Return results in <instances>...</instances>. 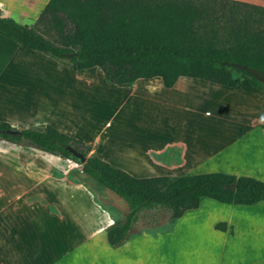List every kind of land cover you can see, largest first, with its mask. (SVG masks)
<instances>
[{
	"label": "crops",
	"instance_id": "obj_1",
	"mask_svg": "<svg viewBox=\"0 0 264 264\" xmlns=\"http://www.w3.org/2000/svg\"><path fill=\"white\" fill-rule=\"evenodd\" d=\"M238 1L264 6L263 0ZM46 2L0 0V15L30 25ZM99 71L73 70L67 59L0 34V97H8L0 101V121L18 129L49 124L133 177L224 172L264 182L263 91L244 80L225 86L187 76L171 87L159 77L116 85ZM68 73L71 92L102 91L111 103L90 108L96 121L87 138L78 133L83 117L68 114L66 96L64 103L60 99L68 92ZM17 80L36 84L10 93ZM6 101L12 103L5 107ZM45 102L53 107L46 115L38 109ZM206 107L212 115L202 111ZM130 108L126 120L117 118ZM224 116L232 123H220ZM22 155L0 152V264H166L167 255L176 264L174 257L204 250L219 254L218 264H264V201L234 204L202 196L169 230L131 233L132 225L127 238L112 247L104 236L112 217L90 191L66 180L61 170L52 174L33 153Z\"/></svg>",
	"mask_w": 264,
	"mask_h": 264
},
{
	"label": "trees",
	"instance_id": "obj_2",
	"mask_svg": "<svg viewBox=\"0 0 264 264\" xmlns=\"http://www.w3.org/2000/svg\"><path fill=\"white\" fill-rule=\"evenodd\" d=\"M0 34L67 59L73 70L97 67L106 82L116 85L159 77L164 87H171L178 77L187 76L225 86L244 80L264 92L262 82L231 65L264 72V6L244 1L47 0L30 26L0 15ZM11 128L0 121V139L24 141L76 163L65 146L82 153L80 175L123 200L125 215L112 218L104 230L112 247L127 238L137 215L152 206L167 208L173 221L196 208L202 196L234 204L264 201V182L253 177L224 172L133 177L90 152V144L49 124L19 129L18 136L4 132Z\"/></svg>",
	"mask_w": 264,
	"mask_h": 264
},
{
	"label": "rangeland",
	"instance_id": "obj_3",
	"mask_svg": "<svg viewBox=\"0 0 264 264\" xmlns=\"http://www.w3.org/2000/svg\"><path fill=\"white\" fill-rule=\"evenodd\" d=\"M264 2V0L262 1ZM13 19V18H12ZM26 22V20H23ZM17 22V21H16ZM19 23V22H18ZM31 25V24H30ZM29 25V26H30ZM95 69V68H92ZM93 73L95 71H92ZM100 72V71H99ZM96 73V72H95ZM70 73L67 74V83H68V92L62 93L60 99L64 103V96H66V104L68 105V114L73 115L75 117H83V125L81 128H79L78 133L80 135H83L84 138H87V135H89L90 128L94 127L96 120H93V115H96L95 113H90V108L95 107L96 104L105 107L111 103L108 102L109 97L105 94V92L99 91L98 93H93V91H89L86 89V87L83 90V94H80L77 91H70V82L71 80ZM233 76H240L238 72H233ZM12 89L10 90V93H15L16 88H25V85H35L33 82H27V81H13L11 82ZM53 85V82H52ZM38 88V87H37ZM92 92V93H91ZM229 98V97H227ZM2 99H8V97H0V101ZM9 103L6 101L5 103H2L6 107V105H9ZM53 105V104H52ZM39 111L40 113L45 112V115L48 113L53 112V107L48 105L46 102L39 104ZM71 108V110H70ZM74 108L79 109L77 112H74ZM108 108V106L106 107ZM150 109V108H149ZM207 110L208 113L212 115L213 111L211 107H206L202 111ZM131 111L133 110L130 108V110H126L123 112H119V116L117 117L119 120L123 121L127 118L124 117L125 114L131 115ZM207 113V114H208ZM43 115V114H42ZM192 116L200 118L199 113L193 112ZM209 118L212 116L204 115L202 114L201 117ZM67 120H70V123H75V119L68 117ZM93 120V121H91ZM220 123L229 125L232 122H230L229 118L227 116L222 117L221 119H218ZM0 152H13L18 153L20 156H23L22 153H30L34 154V158L36 159V163L41 164L44 163L46 165H50L51 173L54 174L55 170H61L64 172L63 177L71 182L80 183L83 186H85L90 193L92 194V197L94 201H96L100 207L103 209H106L109 211L110 216L113 219H122L125 215L127 208L125 203L121 198L116 196L111 191L103 188L101 185H99L97 182L92 180L91 178L81 176L80 174V164L73 162L71 159H67L64 157H60L58 155H51L46 152H42L34 147L27 146L24 141H21L19 143H13L10 141H6L3 139H0ZM90 153V152H89ZM88 153V154H89ZM87 154V155H88ZM49 167V166H48ZM54 171V172H53ZM172 220L170 219L169 210L165 207H158V206H152L149 208H146L145 210L141 211L136 218V222L133 224V228L131 230V233H138L142 231H147L148 233H155L156 231H167L170 228ZM218 255L211 253L207 250L202 251V254L199 256L191 255L190 253L187 254H180L173 258L176 264H204L208 262H213L214 264H218ZM166 264H170L171 262V256L167 255L165 259H163ZM170 261V262H169ZM150 264V263H148Z\"/></svg>",
	"mask_w": 264,
	"mask_h": 264
},
{
	"label": "water",
	"instance_id": "obj_4",
	"mask_svg": "<svg viewBox=\"0 0 264 264\" xmlns=\"http://www.w3.org/2000/svg\"><path fill=\"white\" fill-rule=\"evenodd\" d=\"M233 66H236L238 68L244 69L248 74L252 75L253 77H255L258 81L262 82L264 84V72H262L259 69L256 68H252V67H247L245 65H239V64H231ZM5 133L9 134V135H13V136H18L20 135V130L18 128H11V129H6L4 130ZM65 148L68 150L69 154L77 159V161L79 162V164H82L85 160V156L78 152L77 150H75L74 148L70 147V146H65Z\"/></svg>",
	"mask_w": 264,
	"mask_h": 264
}]
</instances>
